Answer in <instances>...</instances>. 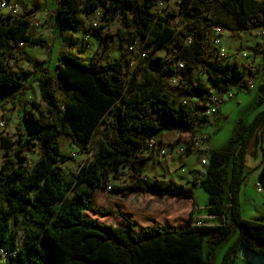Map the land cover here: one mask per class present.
Returning a JSON list of instances; mask_svg holds the SVG:
<instances>
[{"label": "trees", "instance_id": "1", "mask_svg": "<svg viewBox=\"0 0 264 264\" xmlns=\"http://www.w3.org/2000/svg\"><path fill=\"white\" fill-rule=\"evenodd\" d=\"M163 1L63 0L59 6L58 24L64 29L75 28L70 15L83 12L91 17L100 10L102 24L118 20L125 28L133 27L135 36L147 46L173 54L171 59L155 58L146 66H138L130 78L125 75L123 56L104 64L98 51L89 64L60 54L53 69L38 60L33 70L25 71L19 67L24 59L18 47H44L46 42L29 34L28 19L0 15V97L11 95L20 116L17 140L1 139L5 153L0 167V257L1 251H17L16 258L7 257L4 264H212L205 236H212L208 244L217 246L234 228L238 230L237 239L221 264H232L240 247L264 260V220L244 218L240 201L248 175L249 148L256 135L264 136V111L232 140L230 147L209 152L206 172L191 185L141 177L150 161L141 155L163 129L189 131L192 136L186 154H190L195 134L203 126L194 121L193 112L198 107L189 101L187 105L177 102L164 82L178 78L189 99L209 101L207 87L181 77L180 63L188 70H202L220 92H228L244 78L236 63L218 57L207 32H200L194 23L206 29L214 23L233 34L264 31V0H181L179 5L188 9L191 23L179 35L169 19L154 12ZM205 13L213 14V20L206 19ZM103 28L85 34L100 37L103 45L108 39L102 35ZM118 34L122 36L120 31ZM105 46L108 48V44ZM254 50L256 56L264 55V47ZM244 69L249 76H257L252 67L244 65ZM29 77L35 79L45 110L26 101L31 89L26 85ZM259 89L262 102L264 83ZM57 90L63 95L62 104L56 97ZM109 116L110 133L101 139L94 157L81 165L73 179H68L59 166V137L65 136L82 154H88L98 128ZM32 148L38 150L33 164L26 154ZM126 168L140 176L130 185L112 186L109 193L124 198L134 193H154L190 200L193 205L187 225L166 229L155 224L136 234L134 222L123 213L95 206V193L107 190L111 177ZM259 177L264 182V165ZM198 186L209 195L203 208L193 201ZM203 211L200 216L198 213ZM86 213L117 217L121 222L109 225L88 218ZM12 226L23 227L24 237L13 232Z\"/></svg>", "mask_w": 264, "mask_h": 264}, {"label": "rangeland", "instance_id": "2", "mask_svg": "<svg viewBox=\"0 0 264 264\" xmlns=\"http://www.w3.org/2000/svg\"><path fill=\"white\" fill-rule=\"evenodd\" d=\"M11 1H17L20 5V17L30 21L29 34L34 38H39L46 42V46L44 47L32 44L19 46L18 49L21 51L24 59L19 64L20 68L25 71H31L34 69L33 64L41 60L47 62V65L53 69L60 54L74 57L77 55V52L79 54L81 52L84 53V55L81 54L85 64L90 63V59L85 58L90 57L89 52H86L88 48L82 49L81 43L85 32L92 31V17L86 16L83 12L70 15L69 17H71V22L75 28L64 29L61 24H58L57 11L60 4L56 0ZM180 1H163L162 6L154 10L156 15L170 20V25L176 30L177 35L191 23L187 16L188 9L182 8L179 5ZM203 16L208 20H213L214 18L211 13H205ZM194 24L197 25L200 32L208 33L207 30L209 28L206 29L203 27V24L196 22ZM100 26L104 27L101 31L108 37L107 43L100 46L98 50L101 53V61L104 64H109L123 56L126 67L124 71L127 78H130L135 71H138L137 67L140 62L139 53L142 51L148 52V58L145 63H151L155 58H173V54L168 53L164 48L155 50L153 47L147 46L144 41L135 36V29L133 27L125 28L118 20L101 24ZM119 31L122 33V36L118 34ZM96 38L98 36H93L89 43L94 48L95 42L98 41ZM106 44H108V48H106ZM74 46H81L82 50L77 51V48ZM223 47L227 51V62L236 63L244 73V78L241 83L233 85L228 91L233 98L224 97V102L219 106L216 114L220 117V120L214 123L215 120L213 118L211 124L202 126L195 134V141L198 142V146L193 145L190 154H186V146L192 136L189 131H185L182 128L163 129L162 132L153 138L158 144L157 147L153 150L148 149L141 155L142 157L150 158L141 177L144 176L149 181H160L163 183L171 181L175 184L191 185L193 180L202 177L206 172L209 152L230 147L232 140L241 136L257 114L264 111V100L260 102L263 95L259 89L260 85L264 83V61L261 59V63L257 61L254 52V49L264 47V36L262 37L258 30L252 34H233L224 29ZM129 48H133V51H130ZM218 57L221 58L220 56ZM244 65L252 67L257 71V76H249L248 72L244 69ZM180 75L187 81L203 84L210 92L215 90L202 70L186 69ZM26 85L31 86L26 96V101L28 103L34 102L41 110H45L46 104L41 101V95L35 79L29 77L26 80ZM249 86L253 88L250 90ZM167 90L177 102H192L180 85L177 88L167 87ZM56 97L60 104H62L63 95L59 90L56 91ZM35 112L38 113L37 111ZM19 121L20 116L13 104L11 95L1 96L0 123H3V126H0V167L3 164V155L5 153L1 139L2 137H7L12 141L17 140ZM110 123L111 116L107 118L106 124L98 128L90 146V153L88 154H82L65 136L59 137L61 147L58 158L59 166L62 167L68 179H73L81 165L87 159L94 157L99 142L110 133ZM203 137H207L208 140H204ZM159 142H161V147H159ZM255 143L257 144L256 140ZM162 151H164V154L161 153ZM259 152L260 150L257 147L253 153L255 156H258ZM26 154L31 164L37 161L38 150L36 148L26 151ZM203 160L206 161V165L202 164ZM139 176L131 168H126L122 174H116L111 177L112 184L114 187L127 186ZM252 178L249 177L248 182H252ZM194 191L193 201L195 205L201 208L205 207L209 202V195L200 186L195 187ZM94 205L100 209L108 208L117 213H123L134 222L135 233L137 234L143 230L151 229L155 224L166 229L185 227L189 221L193 202L184 199L164 198L154 193H134L124 198L121 195L109 193L108 190L104 189L95 193ZM198 214L201 216L204 214V211ZM86 216L113 226H118L121 222L117 217L94 216L89 213H86ZM209 223L217 224V221H209ZM12 231L16 232L20 238L24 237L23 227L12 226ZM237 236L238 230L234 228L228 239L217 246L208 244V240L212 236H205V249L207 252H211L212 264L222 263L226 251L234 244ZM232 264H264V260L240 247L237 249Z\"/></svg>", "mask_w": 264, "mask_h": 264}, {"label": "built area", "instance_id": "3", "mask_svg": "<svg viewBox=\"0 0 264 264\" xmlns=\"http://www.w3.org/2000/svg\"><path fill=\"white\" fill-rule=\"evenodd\" d=\"M63 0H56L58 4H62ZM159 6H162V3H159ZM21 14V7L18 4L17 1H11V0H2L0 1V15H12V16H20ZM92 23H91V29L92 31H95L96 29H99L100 25L102 24V13L100 10H96L92 14ZM91 31V32H92ZM223 33L224 29L214 23H211L209 26L208 30V38L211 43V47L216 50V54L220 57H226L227 51L223 47ZM260 35L263 37L264 36V31H260ZM90 40H91V34H85L83 40H82V45L84 48H89L90 47ZM190 42V41H188ZM23 45V44H22ZM21 45V46H22ZM130 51H133V48H129ZM140 56V63L138 64L139 66H146V58L148 56L147 51H142L139 53ZM260 59L264 61V55L260 56ZM179 71H185L186 67L184 63H180L179 66ZM165 84L167 87L170 88H177L179 87V80L178 78H168L165 79ZM241 83V82H240ZM250 90L253 88L252 86L248 87ZM227 96V98H233L231 94L228 92H220L217 89H215L213 92H210L209 94V101L207 103H201L197 99H192V102L194 103L193 105L198 107L197 110L193 112V117L195 122H199L202 125H209L213 118L216 117V114L219 110V106L224 102V97ZM184 105L188 104V101L182 102ZM0 126H3V123H0ZM204 140H208L207 137H203ZM157 142L154 141L153 139L149 141V149H155L157 147ZM195 146H198V142L196 141L194 143ZM159 147L161 145L159 144ZM208 150V148H206ZM164 154V151L161 152ZM203 165H206V161H202ZM146 179V177H145ZM113 184L111 182L107 183V190L109 191L112 188ZM256 189L258 192H263V186L261 183H257ZM17 256V251L13 252L11 254L4 253L1 251V257H0V263L4 264L6 261L7 257H12L16 258Z\"/></svg>", "mask_w": 264, "mask_h": 264}, {"label": "crops", "instance_id": "4", "mask_svg": "<svg viewBox=\"0 0 264 264\" xmlns=\"http://www.w3.org/2000/svg\"><path fill=\"white\" fill-rule=\"evenodd\" d=\"M259 1H261V0H259ZM102 35H105V34L102 33ZM92 38H93V35H92ZM92 38H91V40H92ZM96 39L98 41L95 42V48L91 45L90 49L88 48L89 50L88 49L86 50V52L88 51L90 54V57H85V58L90 59L89 62L91 61L93 54L99 50L100 46H102L101 38L98 37ZM81 45H82V43H81ZM74 47L77 48V51H80L83 49V47L81 49V46L80 47L74 46ZM71 49L74 50L75 48H71ZM81 53L79 54L77 52V55H75L74 57H76L80 61L84 62L82 60L83 59L82 54L84 55V53H82V54ZM255 59L261 63L260 57L256 56ZM214 120H215L214 121V123H215L216 121L220 120V117L218 115H216ZM255 140H256L257 144L255 143ZM159 144H160V142H159ZM251 146L249 148L248 155L246 157V173L248 175H247V178H246L244 185L242 186L241 194H240L241 212H242L243 217L246 219L264 220V190H263V192H258L256 189L257 183H261L263 186V189H264V182L259 177L261 169L264 165V136H261L260 134L256 135L252 140ZM257 147L260 150V152H259L260 154L258 156H255V154L253 152H254L255 148H257ZM249 177H251V178L253 177L252 182L251 181L248 182Z\"/></svg>", "mask_w": 264, "mask_h": 264}]
</instances>
